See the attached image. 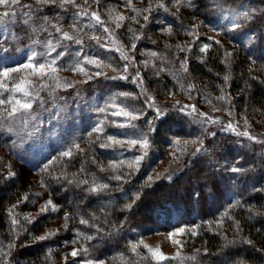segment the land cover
I'll use <instances>...</instances> for the list:
<instances>
[{"label": "trees", "instance_id": "1", "mask_svg": "<svg viewBox=\"0 0 264 264\" xmlns=\"http://www.w3.org/2000/svg\"><path fill=\"white\" fill-rule=\"evenodd\" d=\"M145 2L150 5L155 0ZM242 2L251 4L247 12L252 19L242 17L235 29L225 28L219 39L210 38L208 33L216 25L222 7ZM58 4L37 6L52 15H66L69 10L87 13L80 7V0L63 7ZM155 6L158 18L167 16L178 28L183 23L186 29L197 24L201 35L188 50L186 46L183 49L186 36L176 30L177 36L165 49L179 62L188 55L187 69L194 81L189 91L191 99L185 100V92H178L170 74L153 76L152 69H145L137 58V67L149 87L155 93L169 92L172 98L181 96L178 102L200 107L199 97L204 90L225 95L231 109L264 129V0H190L182 18L165 15L168 11L160 4ZM98 10L103 12L100 7ZM244 32L249 40L240 42ZM123 41L131 46L127 36ZM200 44L206 48H198ZM107 52L118 58L114 51ZM123 66L120 63V68ZM77 87L89 92L105 89L140 94L130 79L106 76L72 84L57 94L70 96ZM8 95L4 93L5 98ZM149 112L152 116L148 120L152 122L148 124L146 118L138 123L148 126L151 143L163 159L171 158L168 172L160 178H150L146 164L109 169L108 163L120 157L114 156L105 146L107 141L100 139L71 156L35 169L18 158L12 161L14 147L5 129L8 118L0 119V264L12 260L13 264H264V157L243 135L224 127L211 128L208 123L201 126L197 117L179 110H167L159 117L155 110ZM176 139L189 142L173 157L163 144L171 145ZM9 165L15 169L11 175ZM92 173L100 175L107 187L93 192L96 185L91 182ZM40 187L57 210L41 215L32 224H22L21 220V226L19 218L17 225L15 211L34 210L32 201ZM230 196L238 202L227 208ZM53 223L57 231L46 239H37L38 233ZM145 224L159 231L195 226L196 232L190 237L200 249V258L184 259L182 263L174 259L157 262L142 249L133 251L131 240L136 229ZM73 251L77 255H71Z\"/></svg>", "mask_w": 264, "mask_h": 264}, {"label": "rangeland", "instance_id": "2", "mask_svg": "<svg viewBox=\"0 0 264 264\" xmlns=\"http://www.w3.org/2000/svg\"><path fill=\"white\" fill-rule=\"evenodd\" d=\"M161 1L155 0L154 3L147 5L145 0H131L130 4L128 0H80L82 4L79 5L87 9V15L70 10L67 13L62 9V13H67L62 16L43 13L41 7L37 6L42 4H38L37 0H21V5H31L30 8L13 6L12 10H9L0 6V48L3 49L0 51V71L27 63L28 57L33 53L36 54L34 62L39 64L55 58L58 53L62 52L64 55L57 62L58 76L62 83L67 85L85 83L101 79L103 76L126 77L133 81L140 93L136 95L131 91L113 92L105 89L89 92L77 87L75 93L70 96L58 95L59 91L67 90L68 87L55 88L56 82L47 79L49 87L42 88L40 85L44 83L43 80L28 76L27 79L32 80L36 85L31 89L33 95L29 98L33 102L32 108L28 112L16 114L14 118H8L5 126L6 132L12 140L10 145L14 147L15 157L11 158L12 161L18 158L35 169L44 164L50 165L55 160L65 157L62 155L64 152L69 150L71 153L77 152L87 144L100 139L107 141L105 146L114 156L120 157L114 162L108 163L109 169L113 171L121 167L125 169L129 167L130 163L133 164V167L129 168H138L140 164H146L149 177L160 178L168 172L171 158L167 157L168 161L163 159L164 155L157 152L151 143L152 134L149 132L148 126L145 128L141 123H138L146 118L148 124L151 123L152 120H148L152 116L149 115V111H154L156 108L163 109L164 112L167 110L182 111L194 118L197 117L201 126L208 123L212 126L211 128L219 126L218 129L224 127L240 135L248 133L243 137L248 139L253 148L264 157V129L253 126L249 117L231 109V101L225 95L204 90L199 97L201 108L200 105L191 102H178L176 100L182 99L181 96L172 98V94L169 92H163V94L156 92V94L149 87L148 81L143 78L137 67V58L141 59L145 69H152L150 72L153 76L161 77L163 74H170L180 89L178 92H185V100L191 99L189 91L191 87L194 88V81L187 69L188 55L181 59L182 62H179L177 58H174V55L167 54L165 49H167L171 38L177 36L176 30L186 36L183 49L186 46L188 50L198 43L201 33L196 30L197 24L194 25L195 28L186 29L182 22L183 26L178 28L174 20L167 16L158 18L154 13L157 10L155 5L160 4L162 9L168 11V13L165 12V15L170 16L169 13H172L182 18L184 11L188 9L190 0ZM77 2L78 0H75V3ZM250 5L249 2H242L223 6L216 25L208 33L209 37L217 40L225 28H233L234 23L237 25L243 17L240 14L247 12ZM99 7L107 15L106 17H103L104 13L98 10ZM3 10H9V15ZM93 12L100 16L103 24H99L93 19L91 15ZM121 15L124 17L123 20H113L114 17ZM144 17H148V19H144ZM117 23H119V27L116 26ZM125 31H127L126 34ZM64 33H67L72 39L65 38ZM125 35L129 40L130 47L123 41L126 39ZM239 39L240 42H247L249 36L244 32ZM93 41H96L95 43L100 46L93 44ZM53 47H55V51L52 50ZM198 48L204 50L206 46L200 44ZM107 50L117 53L119 60L109 54ZM152 53L156 55H152ZM124 55L128 56L127 60L123 58ZM85 57L100 61L102 66L96 67L86 63ZM120 63L124 65L122 68H120ZM114 64H118V66L115 67ZM125 65H127L126 70ZM77 67H82L84 72L74 70ZM116 68L117 70H114ZM96 72H100L101 75L96 76ZM89 77L92 78L89 79ZM18 79L19 75H14L13 79L8 81L9 87ZM154 83L157 85L158 81L155 80ZM140 97L145 101L147 108L140 102ZM17 99H22L20 94H17ZM112 105L118 107L114 108ZM102 108L106 111L101 112ZM120 109L131 113V116L123 117L111 114ZM218 113H223L222 117ZM133 116L137 118L132 119ZM100 122H103V131L99 133L93 131L100 125ZM113 122L125 126L117 127ZM110 136L115 141L124 143H113L108 139ZM143 138H147L149 141L147 150L139 148L138 145L130 147L127 143L130 140L139 141ZM188 142L186 139H176L171 145L168 142H164L163 145L170 150L169 154L175 157V153H180L182 146ZM140 156H143V159L139 164H135L134 161ZM9 164L11 165V162ZM113 164L118 167L113 168ZM10 172L14 173L15 169L10 167ZM90 176L91 182L96 186L106 184L100 175L92 173ZM43 190L42 187L36 190L37 195L34 196L36 199L32 201V204L35 205L34 210L15 211V214L18 215L17 225H19V218L21 226L25 222L32 224L41 215L53 211L55 205L47 203L51 200L43 195ZM226 200L227 208L238 202L234 201L231 196ZM42 208L46 210L41 212ZM181 229L183 231H180ZM56 231V223L48 225L38 233L37 239L47 238ZM195 232V226H180L168 231H159L145 224L136 229L131 240V247L133 249L135 246V250L142 249L157 262L168 259H174L181 263L184 262V259L196 260L200 258L201 253L200 249L193 245L190 237ZM155 251L161 252L166 259L158 260L154 256ZM13 262L14 260L10 261V264ZM96 264L103 263L100 261Z\"/></svg>", "mask_w": 264, "mask_h": 264}, {"label": "snow or ice", "instance_id": "3", "mask_svg": "<svg viewBox=\"0 0 264 264\" xmlns=\"http://www.w3.org/2000/svg\"><path fill=\"white\" fill-rule=\"evenodd\" d=\"M128 2L130 4L131 0H128ZM37 3L42 4V5H52V4H56L57 0H37ZM68 3L75 4V0H59V4L57 6L63 7L65 4H68ZM0 6H4L9 10H12L13 6H21L24 8H30L31 7V5H21V0H0ZM252 11H255V10H252ZM85 15H87V13H85ZM91 15H92L93 19L96 20L97 23L103 24V21L101 20V18L98 14L93 12ZM240 15L243 16L245 20H251L252 19V17L249 15L248 12H243ZM123 19H124V17L122 15L113 18L114 21H119V20H123ZM144 19H148V17H144ZM25 23H27V21H25ZM116 26L119 27V23H117ZM236 27H238V25H236L234 23L233 29H235ZM105 31H107L106 28H105ZM64 36L67 39H72V37L69 36L67 33H64ZM52 50L55 51V47H53ZM0 51H3V49L0 48ZM41 55H43V54H41ZM63 55H64V53H62V52L58 53L55 58H52L51 60H47L45 62L37 64L34 62L36 60V54L33 53L28 57L27 63H23V64H20L16 67H13L10 69H4V70L0 71V119L14 118L16 116V114H18V113L28 112L29 110H31L33 102L29 98L32 97V95H33V92L31 91V89L33 87H36V85L33 83L32 80L27 79L28 76H34L40 80H43L44 83L42 85H40V87H42V88H48L49 87V85L47 83V79H52L56 82L55 88H64V87L71 86V85H67L65 83H62L61 79L58 76L59 68L57 67V62ZM152 55H156V54L152 53ZM123 58L125 60H127L128 56L124 55ZM85 61H86V63H88L90 65H94L96 67L102 66V63L98 60H95V59H89V58L85 57ZM126 68H127V65H125V70H126ZM74 70L84 72V69L82 67H77ZM14 75H19V79L17 82H14L11 87H9L8 81L12 80ZM95 75L100 76L101 73L96 72ZM91 78L92 77H89V79H91ZM123 78L126 79V77H123ZM4 93H9V95L5 98ZM17 94H20L22 99H17ZM122 95H127V94H122ZM112 107L116 108L118 106L112 105ZM100 111L105 112L106 109L102 108V109H100ZM155 111H156L158 117L164 115L163 109L156 108ZM111 114L114 116H123V117H130L131 116V113L124 111L123 109L112 112ZM131 118L136 119L137 117L133 116ZM113 123L115 124V122H113ZM115 126L124 127L125 125L115 124ZM229 127H231V126H229ZM93 131L98 132V133L102 132L103 131V122H100V125L97 126L96 128H94ZM241 134L242 135H248V133H241ZM108 139L110 141H112L113 143H120V144L124 143V142H120V141H115L113 139V137H111V136L108 137ZM253 139H254V137H253ZM127 143L130 145V147H137V145H138L139 148L144 149V150H147V148L149 147V141L147 138H143L139 141L130 140V141H127ZM75 146L79 147L78 145H75ZM62 155L71 156L72 155L71 150L64 152ZM142 159H143V156H140L139 158H137L134 161V163L139 164ZM128 166L133 167V164L130 163ZM112 167L116 168V167H118V165L113 164ZM233 171H239V169H233ZM10 175H11V173H10ZM85 183H86V181H85ZM105 187H107V186L106 185H97L95 188L92 189V191L93 192L100 191V190H103ZM47 203L50 204L52 202L48 201ZM45 210H46L45 208H42L41 212H43ZM56 210H57L56 207L53 206V211H56ZM81 222L87 223V221H81ZM180 231H183V229H181ZM38 239H46V237H40ZM247 242L251 243V241H247ZM229 243H233V242L230 241ZM134 250H135V246L133 247V251ZM71 255L75 256V255H77V252L73 251L71 253ZM154 256L158 260L166 259V257L159 251H155ZM89 264H92V262H89Z\"/></svg>", "mask_w": 264, "mask_h": 264}]
</instances>
